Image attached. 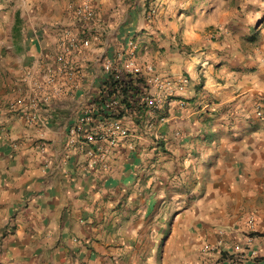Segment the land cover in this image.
I'll list each match as a JSON object with an SVG mask.
<instances>
[{
    "label": "crops",
    "instance_id": "crops-1",
    "mask_svg": "<svg viewBox=\"0 0 264 264\" xmlns=\"http://www.w3.org/2000/svg\"><path fill=\"white\" fill-rule=\"evenodd\" d=\"M81 2L0 0V264H227L249 213L257 255L240 264H264V38L258 49L236 26L216 30L190 0H91L100 40L72 55L80 85L29 125L9 104L56 68ZM129 39L159 74L189 82L166 97L159 140L129 112L106 165L83 168L87 144L64 156L68 129ZM218 229L222 252L204 251Z\"/></svg>",
    "mask_w": 264,
    "mask_h": 264
},
{
    "label": "built area",
    "instance_id": "built-area-1",
    "mask_svg": "<svg viewBox=\"0 0 264 264\" xmlns=\"http://www.w3.org/2000/svg\"><path fill=\"white\" fill-rule=\"evenodd\" d=\"M73 15L77 21V30L74 31L71 27L64 29L60 40L61 50L55 55L56 68H46L33 83L27 101L17 98L9 104L10 109L21 112L29 125L38 123L43 103L49 102L61 92L71 95L75 87L80 85L79 72L72 61V55L89 50L94 41L100 40L98 29L94 27L98 22L91 0H82L74 9ZM102 68L106 73L104 86L77 114L74 124L68 129L64 149V156L69 159L74 147L79 145V150L84 151V145L87 144L88 149L84 152L86 159L79 163L87 169L99 163L105 166L119 141L128 136L130 131L122 119L129 112L136 113L138 118L142 117L144 127L147 130L153 129L152 134L159 140L160 127L167 118L164 109L166 97L172 94L175 86V90H183L189 82L187 77L181 76L176 85L170 78L159 74L152 60L138 56L133 39L127 40L125 48L118 50L114 57H105ZM60 76L62 77L59 78ZM58 79L68 83L67 87L53 88L59 87L56 84ZM256 114L262 115L260 108L256 109ZM40 144V149L44 151V143ZM245 225L243 239L225 250L224 260L227 264H240L246 256L257 255L253 246L256 231L254 213L248 214ZM217 233V242L204 244V251L222 252L225 230L218 229Z\"/></svg>",
    "mask_w": 264,
    "mask_h": 264
},
{
    "label": "rangeland",
    "instance_id": "rangeland-1",
    "mask_svg": "<svg viewBox=\"0 0 264 264\" xmlns=\"http://www.w3.org/2000/svg\"><path fill=\"white\" fill-rule=\"evenodd\" d=\"M189 6H202L203 17L211 21L210 25L216 30L219 26L238 27L241 37L249 39L253 48L259 49L258 41L264 38V0H190ZM149 16L145 13L141 19L149 20ZM212 32L216 33L215 29Z\"/></svg>",
    "mask_w": 264,
    "mask_h": 264
}]
</instances>
